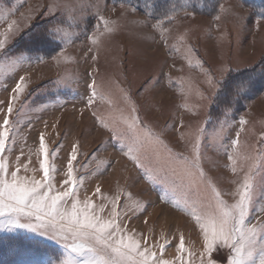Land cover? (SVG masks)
<instances>
[{
	"label": "snow or ice",
	"instance_id": "1",
	"mask_svg": "<svg viewBox=\"0 0 264 264\" xmlns=\"http://www.w3.org/2000/svg\"><path fill=\"white\" fill-rule=\"evenodd\" d=\"M117 5L128 7L125 0H117L112 6L113 11ZM220 7L224 10L223 5ZM17 10L16 4L5 7L4 0H0V20L6 23V27L0 29V87L8 92L7 101H0V233L14 234L9 237L13 251L15 241L20 239L16 234L28 233L43 238L34 241L43 257L37 264H264V133L257 145L242 144L239 138L241 132L246 131L248 121L240 117L235 138L225 144L221 136L226 127H231L227 122L233 112L231 104L239 105L240 100L264 89V60L238 76H232L228 66L217 68L214 74L188 47L183 58L189 68L202 73L201 83L211 93V97L206 96L197 87L196 95L209 103L222 97L231 99V104L218 119L219 129L210 137L205 135L210 119L195 129L186 128L181 121L171 128L165 125L159 132L155 131L142 119L129 89L117 84L119 95L109 94L110 98L106 99L92 72L87 73L91 80L87 85L85 109L91 112L95 126L110 134L111 147L132 164L146 184L162 186L164 191L160 201L185 214L198 230L200 249L189 245L181 232L174 246L175 255L168 259L165 254L175 237L169 239L164 232L155 237L151 234L152 229H149V235L129 230L126 218L146 209V205L135 200L130 192L118 190L110 198L97 186L92 195L101 203L97 204L91 196L81 199L80 191L87 177L75 173L80 169L86 171L91 162L97 163L93 176L106 169L104 161L96 160V153L106 150L108 141L91 153L79 169L76 166L80 156L79 142L72 144L61 172L55 160L64 145L57 143L50 148L47 131L39 133L34 147H27V137H24L19 154L14 161L11 159L21 128L32 129L31 121L25 123L22 117L29 111L40 112L48 107L46 102L33 106L38 90H29L32 81L27 73L20 74V70L33 63H46L48 59L57 65L69 61L65 55L66 45L78 35L70 29L80 24L84 25L92 46H98L100 37L111 33L113 28L110 26L115 24L101 14L99 3L92 0H48L46 4H38L27 13H21L20 20L11 19ZM179 10L175 5L168 8L152 28L165 31L161 26L166 21L171 22ZM132 11L136 9L132 8ZM191 15L192 12L186 11V16ZM146 16L153 18L150 5ZM38 17L43 22L38 26L43 28L44 39L29 49L23 44L24 36L37 27L31 21ZM214 18L219 20L220 16ZM260 19H264V14ZM161 39L167 47V40L163 36ZM29 50L37 55H28ZM92 51L90 47L88 52ZM91 59L95 62L97 56L92 55ZM71 83L69 76L61 75L48 85L59 93L61 87L68 88ZM159 85V79L146 80L137 95ZM98 101L107 105L104 113L94 107ZM192 114L196 115L195 112ZM207 115L211 117V109ZM48 127V122L44 121L45 130ZM51 127L55 131L56 124ZM185 128L179 132L178 141L185 143V150L190 155L173 151L162 138L170 130ZM26 147L27 159L22 162ZM220 148L227 158L226 170L236 177L230 181L235 185L232 191H221L203 166L204 160L208 159L205 152ZM242 160L247 162L246 166L240 163ZM57 176L62 179L57 180ZM225 196H231L232 202L224 199ZM144 222L147 224V220ZM221 253L223 259H216Z\"/></svg>",
	"mask_w": 264,
	"mask_h": 264
},
{
	"label": "rangeland",
	"instance_id": "2",
	"mask_svg": "<svg viewBox=\"0 0 264 264\" xmlns=\"http://www.w3.org/2000/svg\"><path fill=\"white\" fill-rule=\"evenodd\" d=\"M207 1L211 3L210 0ZM92 2L99 3L101 14L115 22L110 26L113 31L101 36L98 46H92L88 42L84 25L80 24L70 29L78 35H74L71 38L72 42L66 45L65 55L70 58L69 61L57 65L48 59L46 63H33L30 67L25 66L20 70V74L27 73L32 81L29 90H38L34 96L33 106L46 102L48 107L40 112L29 111L22 117L25 123L31 121L32 129L29 131L27 128H21L17 147L11 159L14 161L19 154L24 137H27V147H34L39 133L47 131L50 148H54L57 143L64 145L55 160L61 172L72 144L79 142L80 156L76 165L79 169L91 153L104 141H108L106 150L96 153V160L104 161L107 164L106 169H102L100 174L93 176L92 173L97 170V163L91 162L86 171L80 169L75 173L77 176L87 177L80 191L81 199L91 196L97 204L101 203L92 195L97 186L110 198L118 190L130 192L135 200L146 205V209L139 215H130V218H126L129 230L135 229L137 233L149 235V229H152L154 231L151 234L155 237H158L161 232H164L169 239L175 237L172 239V247L165 254V258L168 259L175 255L174 246L178 243L181 232L189 245L200 249L199 233L190 219L172 208L170 204L160 201L159 197L164 191L162 186L146 184L132 164L111 147L110 134L95 126L91 112L85 109L87 85L91 80L87 73L92 72L100 86L99 90L105 94L106 99L110 98L109 94L119 95L116 90L117 84L129 89L140 109L142 119L153 126L155 131L159 132L165 125L171 128L181 121L186 128L191 126L195 129L204 126L205 121L210 119L211 122L207 124L205 133L210 137L214 130L219 129L218 119L222 111L230 104L224 108L221 106L220 109H212L214 102L201 100L196 95L197 87L206 96L211 97V93L201 83L204 79L202 73L189 68L183 57L188 47H191L214 74L221 66L230 67L232 76L249 72L264 60V19H260L262 14L255 6L248 5L243 0H218L209 10L202 11L203 13L192 12L189 10L192 6L182 4L177 6V9L181 10L176 13L173 20L166 21L161 26L166 29L161 32L159 28L154 30L152 25L163 14L159 17L152 15L153 18L148 19L146 11H141L128 3H126L128 7L120 8L117 5L116 11H113L112 6L115 3L112 0H107V3L105 0H92ZM4 3L5 7L17 5L18 10L11 19L20 20L21 13H27L38 4H46L48 0H4ZM221 5L224 10H221ZM200 7L196 8V11H200ZM132 8L136 11L133 12ZM92 11L94 12L95 9ZM186 11L192 12L193 15L186 16ZM217 15L220 16L219 20L214 18ZM31 23L37 27L31 29L30 33L24 36L23 41L29 49L38 46L44 39L43 28L38 26L43 23L39 17ZM145 24L148 26L145 27ZM3 27H6V23L0 20V29ZM162 36L167 40V47L161 39ZM90 47L93 48L92 52H88ZM85 53H87V60ZM27 54L37 55L31 50ZM92 55L97 56L95 62L91 59ZM73 60L74 63L71 62ZM95 69L98 71H94ZM257 70L259 72V68ZM61 75L69 76L72 83L68 88L61 87L57 93L51 85H48V82L56 80ZM149 79H159L160 85L155 89L149 87L143 95L138 96V90ZM12 82L9 78V83ZM40 85H47V87H40ZM7 98L8 92L0 87V101L6 102ZM61 104L63 107L60 106ZM94 107H97L101 113L107 110V105L100 104L99 101ZM231 107L233 112L227 118L231 127H226L221 133L224 143L228 144L235 138V133L240 128L238 121L240 117H244L248 124L245 125L246 131L241 132L240 142L257 145L261 134L264 133V89L255 92L248 99H243L239 105L231 104ZM82 109L85 110L82 112ZM209 109H211L210 118L207 115ZM193 112L196 115H193ZM44 121L48 122L47 130L44 128ZM54 123L55 131L51 127ZM186 128L170 130L164 133L162 138L173 151L190 155V152L185 150V143L178 141L179 132ZM27 147L22 162L27 159ZM205 156L208 159L204 160L203 166L217 187L221 191L234 190L235 185H232L230 181L236 177L225 168L227 158L223 155V149L206 151ZM240 163L246 166L247 162L242 160ZM60 179L62 176H57V180ZM224 199L229 203L232 202L231 196H225ZM123 203L125 200L122 196L121 204ZM12 235L14 234L0 233L2 238L0 261L3 262L5 257H9V262L5 261L4 264H37L43 259L39 254L40 248L34 243V241L43 240L42 237H32L28 233L16 234L20 239L15 241V251H13L10 247L12 242L9 240ZM223 255L221 253L215 258L222 260Z\"/></svg>",
	"mask_w": 264,
	"mask_h": 264
},
{
	"label": "trees",
	"instance_id": "3",
	"mask_svg": "<svg viewBox=\"0 0 264 264\" xmlns=\"http://www.w3.org/2000/svg\"><path fill=\"white\" fill-rule=\"evenodd\" d=\"M112 1L115 4H117V0H112ZM243 1L246 4H248V5L255 6L257 8V10L261 12V14H264V0H243ZM125 2L135 6L136 8H138L141 11H146L147 6L150 5L151 6L152 15L154 17H156V16L159 17L168 8L172 7L173 5H175L177 7L179 5L185 4V5H188V6H192L189 9L192 12H202V11H205L206 9L209 10V8L213 7L215 5V3L218 2V0H210L211 3H209L207 0H125ZM198 4H200L201 7ZM198 7L201 8L200 11H196L197 10L196 8H198ZM245 73H247V72H245ZM234 76H238V75H234ZM241 101L242 100H240V102ZM227 104L228 105L231 104V99L230 98L225 99V98L222 97L219 101H215L213 103L212 109H218V108L220 109L221 106H223L222 108H224V106H226ZM1 239L2 238L0 237V240ZM5 261H7V263H8L9 262V257H5ZM5 261L3 260V262H5ZM3 262L0 261V264H4Z\"/></svg>",
	"mask_w": 264,
	"mask_h": 264
}]
</instances>
